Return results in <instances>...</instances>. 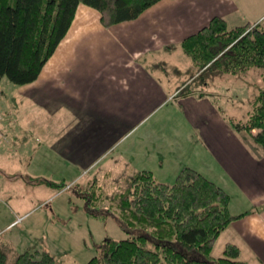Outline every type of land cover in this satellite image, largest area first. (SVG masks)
Returning <instances> with one entry per match:
<instances>
[{"label":"crops","instance_id":"0c3cea01","mask_svg":"<svg viewBox=\"0 0 264 264\" xmlns=\"http://www.w3.org/2000/svg\"><path fill=\"white\" fill-rule=\"evenodd\" d=\"M215 17L229 29L260 24L264 0H160L137 18L109 27L97 10L78 5L38 77L18 87L0 85L7 105L14 108L18 101L49 114V123L32 131H49L51 139L49 146L41 147L38 135L27 134L32 154L24 143L16 156L3 153L2 139L9 142L17 129L25 131L6 122L3 111L9 113L0 105V162L7 164L0 168L5 184L0 195H17L11 191L16 182L47 186L50 197L56 194L52 186L33 182L39 178L57 184L55 177L30 169L35 160L58 161L65 170L79 164V170L58 180L72 182L80 179V170L86 171L82 178L86 176L90 186L93 180L98 186L111 184L113 192L118 181L137 171L147 170L159 182L171 184L189 167L227 192L232 215L244 214L219 234L212 251L221 253L231 243L239 247L245 264H264V153L234 131L232 117L213 96L207 78L201 80L205 70L195 68L180 46ZM15 170L23 173L16 176ZM16 201L13 215L5 210L8 219L0 233L15 217L30 215L40 205L29 210L20 197ZM55 209L51 204L46 213ZM3 210L0 205V213ZM8 245L0 241L4 250Z\"/></svg>","mask_w":264,"mask_h":264},{"label":"trees","instance_id":"16d2710c","mask_svg":"<svg viewBox=\"0 0 264 264\" xmlns=\"http://www.w3.org/2000/svg\"><path fill=\"white\" fill-rule=\"evenodd\" d=\"M158 1L0 0V81L5 79L11 86L33 82L65 36L78 5L97 10L102 24L109 27L137 18ZM180 46L198 70L235 74L261 67L264 75V29L259 24L229 29L223 19L215 17ZM238 129L249 133L258 129L250 136L264 151V85L251 102L247 121ZM119 192V200L111 202L112 212L88 207L87 211L98 219L114 218L130 237L106 239L97 247L98 254L84 264H245L239 247L231 243L224 246L221 256L213 257L219 234L244 214L232 215L227 192L199 172L184 167L166 184L141 170ZM0 264H7L1 247ZM10 264L56 263L46 251L27 250Z\"/></svg>","mask_w":264,"mask_h":264},{"label":"rangeland","instance_id":"374dc122","mask_svg":"<svg viewBox=\"0 0 264 264\" xmlns=\"http://www.w3.org/2000/svg\"><path fill=\"white\" fill-rule=\"evenodd\" d=\"M259 26L261 29H264V21L261 22ZM203 70L205 71L200 74L197 73V75L203 76L201 77L202 82L207 78L206 83L212 86L210 90L215 92L213 96L217 99L222 110H225V112L228 113L227 115L232 117V122L239 128L240 125L244 124L248 119V115L251 112V102L257 90L264 85L263 69L261 67H252L247 71L235 74H223L217 70ZM188 76L189 74L184 76L187 81L190 78H187ZM2 84L5 85L8 83H6L4 79L0 81V85ZM9 86L11 85L9 84ZM2 87L4 88L5 86ZM3 88L2 90H4ZM5 91L6 90L0 91V105L6 106L9 113L8 115L3 111L4 116H8L6 122H11L15 124L16 127L23 126L22 129L25 133L17 129L15 136L9 138V142L2 139L1 149H3V153L9 156H16V151L20 148L19 144L24 143L25 147L30 150V154H32L34 147L26 146L28 143L25 138L27 134L32 135L35 133L38 135V144L41 147L49 146L51 141L49 131H41V133L32 131L35 125H47L50 119L49 114L43 111L37 112L38 109L33 107H23L18 101L14 105L16 110L12 114L9 108H13V106L7 105L6 100L8 101V96ZM238 128L236 130L234 129V131L238 132L249 144L256 146L259 151L264 153L262 148L254 142L250 136L257 134L259 131L258 129H254L249 133L244 130H239ZM77 148L78 145L73 149V154H75ZM55 149L60 150V148L57 147ZM6 165V163L0 162L1 169L2 167L5 169ZM78 165L79 164H75L74 167L68 170L62 168L61 163L58 161L52 162L46 160V162H38L35 160L29 165L30 169H34L32 171H35V174L43 173L48 175L46 177L52 176V178H56L55 182L58 185L51 186L56 189L57 192L52 197H50L52 194H47L49 189L47 186L32 184L25 186L19 185L17 182L14 188L11 189V191L13 190L14 194L17 195H0V205L4 208L0 213V225L7 222L8 218L5 210H8L13 215V204L17 202L16 197H20V200L23 201L24 209L32 210L35 209L36 205L40 204L30 215L22 216L20 219L15 217L16 222L5 229L6 231H1L0 241L7 242V245L8 242L10 243L5 250L1 247L6 253L7 264L12 263L19 254L27 250H46L54 258L56 264H84L98 254L97 247L106 239L119 240L130 237L129 234L125 233L118 226L117 220L111 217H103V219L95 218L89 214L87 207L99 213L107 211L112 212V209H115L112 203L119 200V191L124 190L128 186L132 176H129V178H122L120 181L117 180L118 182L115 185L114 192L110 189L111 184L108 186H98L95 184L96 181L93 180L90 181V183L93 182L94 185L90 186L85 178L86 176L82 178L86 171L82 173L80 170V179L77 178L72 182H69V179L66 178L61 181L58 180V177L63 175V173L65 175H70L76 172L77 169L79 170ZM23 166H25V164H23ZM44 167H46L47 170ZM9 173L10 172L6 173L7 176H10ZM22 173L23 172L17 170L14 171L16 176ZM42 180L46 179H40L36 181V184L41 183L48 185ZM4 186L5 184L1 181L0 191H2ZM92 189L95 190V194L92 193ZM61 192L64 193H62L61 196H57ZM89 194L94 195L96 198L90 197ZM48 197L50 198L48 199ZM45 199L48 200L42 203ZM51 204L55 206V211L46 213V209ZM14 230L15 232L12 233ZM212 255L213 257H219L221 253L215 249L212 251ZM158 264L164 263L161 261Z\"/></svg>","mask_w":264,"mask_h":264}]
</instances>
